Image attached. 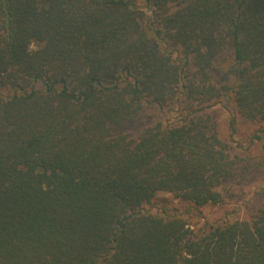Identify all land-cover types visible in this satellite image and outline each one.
I'll use <instances>...</instances> for the list:
<instances>
[{
	"label": "trees",
	"instance_id": "trees-1",
	"mask_svg": "<svg viewBox=\"0 0 264 264\" xmlns=\"http://www.w3.org/2000/svg\"><path fill=\"white\" fill-rule=\"evenodd\" d=\"M218 102L264 130V0H0V264H264V205L145 210L216 205L249 169Z\"/></svg>",
	"mask_w": 264,
	"mask_h": 264
},
{
	"label": "rangeland",
	"instance_id": "rangeland-1",
	"mask_svg": "<svg viewBox=\"0 0 264 264\" xmlns=\"http://www.w3.org/2000/svg\"><path fill=\"white\" fill-rule=\"evenodd\" d=\"M203 111L215 125L217 135L229 147V152L241 163L249 162L247 171L226 185V199L216 205L195 208L189 202L175 198L170 192H160L146 211L180 216L192 229L209 224H221L245 219L264 205V130L256 123L247 121L234 113L232 104L218 102ZM235 119L231 125V118ZM145 123L156 120H176V114L149 108L144 115ZM141 128V126L139 127ZM135 134V131H131ZM230 194V195H228Z\"/></svg>",
	"mask_w": 264,
	"mask_h": 264
}]
</instances>
